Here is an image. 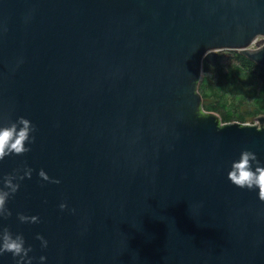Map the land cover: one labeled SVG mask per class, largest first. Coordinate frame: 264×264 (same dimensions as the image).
Segmentation results:
<instances>
[{
  "label": "water",
  "instance_id": "1",
  "mask_svg": "<svg viewBox=\"0 0 264 264\" xmlns=\"http://www.w3.org/2000/svg\"><path fill=\"white\" fill-rule=\"evenodd\" d=\"M225 49L264 66V0H0V127L34 126L0 160L26 250L0 264H264L261 190L228 178L264 115L200 92Z\"/></svg>",
  "mask_w": 264,
  "mask_h": 264
},
{
  "label": "trees",
  "instance_id": "2",
  "mask_svg": "<svg viewBox=\"0 0 264 264\" xmlns=\"http://www.w3.org/2000/svg\"><path fill=\"white\" fill-rule=\"evenodd\" d=\"M228 51L220 54L216 65L204 64L200 83L203 105L225 122H251L264 115V66Z\"/></svg>",
  "mask_w": 264,
  "mask_h": 264
},
{
  "label": "clouds",
  "instance_id": "3",
  "mask_svg": "<svg viewBox=\"0 0 264 264\" xmlns=\"http://www.w3.org/2000/svg\"><path fill=\"white\" fill-rule=\"evenodd\" d=\"M18 119L23 125L19 129L15 123L10 126L0 127V160L13 152L22 154L30 150L26 146L25 141L29 140V133L33 130L34 126L29 119L23 116ZM250 157L254 158V154L248 151L241 152L240 158L232 162L228 178L232 183L242 188L253 189L258 187L261 190V198H264V165L257 163L256 168L253 169L250 166ZM39 175L44 179H49L48 174L43 169L40 170ZM55 182L59 183V180L56 179ZM6 198L7 194L0 192V210H3ZM64 206V204H61L62 208ZM32 219L37 220L38 217L33 216ZM40 238L43 239V237ZM45 243L47 242L45 241ZM5 251L11 252L13 256H18L21 252H25L26 254L22 238H13L10 233L5 232L0 237V254H3ZM40 259L45 260L46 257L41 256Z\"/></svg>",
  "mask_w": 264,
  "mask_h": 264
},
{
  "label": "rangeland",
  "instance_id": "4",
  "mask_svg": "<svg viewBox=\"0 0 264 264\" xmlns=\"http://www.w3.org/2000/svg\"><path fill=\"white\" fill-rule=\"evenodd\" d=\"M227 52H229L228 50H222L221 52H220V54H224V53H227ZM257 120V117H255V118H253V120L251 121V122H254V121H256Z\"/></svg>",
  "mask_w": 264,
  "mask_h": 264
}]
</instances>
